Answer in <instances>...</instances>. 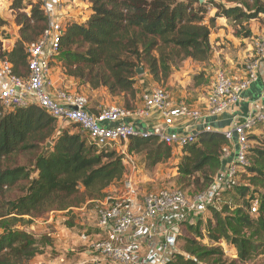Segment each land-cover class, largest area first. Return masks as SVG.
Masks as SVG:
<instances>
[{
	"label": "trees",
	"instance_id": "1",
	"mask_svg": "<svg viewBox=\"0 0 264 264\" xmlns=\"http://www.w3.org/2000/svg\"><path fill=\"white\" fill-rule=\"evenodd\" d=\"M87 1L91 16L67 24L57 57L66 75L82 80L91 90L106 88L112 96L122 95L127 109L136 107V71L141 65L160 81L169 79L185 59L203 63L211 58L215 18L207 24L204 5L196 1ZM231 2L234 5L217 6L216 17L226 16L241 26L264 16V0ZM28 8L29 13L23 11ZM11 9L17 11L20 38L10 49L0 44V58L11 61L16 75L26 77L27 45L40 38L48 19L38 0H13ZM195 79L200 83L202 75ZM198 139L183 149L178 173L181 183L195 180L204 190L221 169V155L230 142L220 132H204ZM129 141L130 152L146 150L151 165L172 156L171 147L157 135L133 136ZM251 152L250 182L235 189L242 199L258 200V213L251 215L248 201L247 208L233 212L229 206L222 210L211 206L206 224L212 242L235 248L238 258L230 264L264 255V147ZM23 156L28 157L25 163L19 161ZM125 174V163L116 150L97 149L80 133L60 127L39 105L6 111L0 106V264H28L38 254V239L23 226L49 212H71L87 200H99ZM14 189L20 194L7 199ZM202 226V221L188 224L186 230L193 236L170 264H225L222 246H206L196 237Z\"/></svg>",
	"mask_w": 264,
	"mask_h": 264
},
{
	"label": "built area",
	"instance_id": "2",
	"mask_svg": "<svg viewBox=\"0 0 264 264\" xmlns=\"http://www.w3.org/2000/svg\"><path fill=\"white\" fill-rule=\"evenodd\" d=\"M38 1L48 19V28L27 45L28 75H16L11 61L0 58V106L4 111L37 104L59 123L77 124L97 149L124 154L130 152L128 145L133 136L157 135L171 147L172 155L178 154L180 158L183 149L196 143L204 132H220L228 138L230 144L221 155V169L204 190L194 195L180 189L141 195L130 180H120L124 184L120 195L107 193L93 201L98 206L100 233L91 245L107 259V264H170L176 254L183 253L179 242L188 224L204 220L210 207H216L218 198L235 188L240 172L250 165V134L264 124V109L226 127L218 124L226 113L239 106L243 93L260 79L264 40L257 43L258 56L247 64L244 77L238 79L226 71L215 74L202 110L183 100L176 101L162 87H153L141 93L140 103L134 109L110 105L93 113L84 94L55 89L51 78L61 35L68 23L78 22L79 18L70 14L66 0ZM163 124L166 126L161 130ZM123 143L126 147L116 149ZM258 208L256 200L251 215L255 216Z\"/></svg>",
	"mask_w": 264,
	"mask_h": 264
},
{
	"label": "rangeland",
	"instance_id": "3",
	"mask_svg": "<svg viewBox=\"0 0 264 264\" xmlns=\"http://www.w3.org/2000/svg\"><path fill=\"white\" fill-rule=\"evenodd\" d=\"M68 9H76L79 20L84 19L87 0H66ZM13 0H0V44L4 49H10L20 38V26L17 23V11L11 9ZM197 6L199 4H196ZM204 11H206L205 22L210 24L211 18H215L211 27V58L207 61L196 62L193 59H185L175 66L169 79L155 81L151 76L148 67L144 64V72L137 74L136 81V101L135 106L140 103L141 93L149 88L162 87L168 91L172 97L187 99H199L207 95L213 85L215 74L219 71H226L235 78H242L246 71L247 64L258 56L257 43L264 40V16L262 19L246 21L239 26L226 16L216 17L217 6H232L231 0H205ZM70 7V8H69ZM30 12V8L23 10ZM248 30L251 34L247 36ZM1 46V45H0ZM60 58V57H59ZM59 58L53 62L51 77L54 79V88L69 92H79L84 94L90 101V106H125V98L122 95L112 96L106 88L91 90L90 86L82 80L69 77L63 72ZM202 75L201 82L195 79ZM242 75V76H241ZM133 103V102H132ZM71 124L59 123L60 127H68L74 133L78 132L88 142L87 134L80 127L68 126ZM252 148L264 147V124H260L257 129L250 134ZM90 144V142H88ZM129 146V145H128ZM126 147V144H119L116 149L119 151ZM126 166V174L121 179L130 180L141 193L153 194L163 189H180L189 195H194L201 190L197 182L181 183L178 173V165L182 157L178 154L172 155L166 162L159 165H151L146 150L127 154L118 152ZM252 152L249 155L250 165ZM21 163L28 161V157L19 159ZM248 165V166H250ZM250 173L248 167L243 169L237 177L238 185H248ZM200 177V174L196 175ZM201 181H203L201 179ZM121 181L114 182L107 190L108 194H119L124 188ZM84 187L81 191L84 192ZM20 194L19 189H14L7 194V199H13ZM257 197L258 194H255ZM94 200H87L81 206L74 208L71 212L52 211L44 216L36 217L32 223L23 226L31 232L39 241L38 254L28 264H107V259L103 255L92 249V243L98 239L100 229L97 227L96 211L98 206ZM251 206L256 200L249 198L242 199L235 188L230 189L220 196L216 202V208L222 210L224 207L230 208V212L240 207H245L246 202ZM211 212H207L202 221V230L194 234L204 245L222 246L224 249L225 264L236 260L237 254L234 247L224 242L214 243L208 237L206 231L207 221L211 218ZM2 230H0L1 232ZM192 234L186 230L181 237L179 247L183 252L187 238H192ZM240 264H264V255H258L246 263Z\"/></svg>",
	"mask_w": 264,
	"mask_h": 264
},
{
	"label": "crops",
	"instance_id": "4",
	"mask_svg": "<svg viewBox=\"0 0 264 264\" xmlns=\"http://www.w3.org/2000/svg\"><path fill=\"white\" fill-rule=\"evenodd\" d=\"M86 5L89 6L88 1ZM76 12H77L76 9L70 10V14L74 16L75 18L79 16ZM85 13L86 14L84 15V19H81V20L77 19L79 20L78 22L87 21L88 18L92 14L91 9L86 10ZM259 73L261 76L260 79L243 93V98L239 106L235 108L233 111H231L230 113H226L224 116L225 119L221 121L218 125L220 126L222 125L223 127H226L227 125H230V123H232L234 120H240L242 118L247 117L248 114L261 112L264 109V61L259 68ZM242 74L244 77L245 74L244 73ZM207 95H204V97L202 96L197 100L193 98H189L187 95H186L187 97L186 100L182 98H176L174 95L173 97L178 102L183 100L187 102L189 105H191V107L202 110L207 105V102H208ZM103 107H104L103 105H98L97 107L90 106V109L93 113H97L98 110Z\"/></svg>",
	"mask_w": 264,
	"mask_h": 264
},
{
	"label": "water",
	"instance_id": "5",
	"mask_svg": "<svg viewBox=\"0 0 264 264\" xmlns=\"http://www.w3.org/2000/svg\"><path fill=\"white\" fill-rule=\"evenodd\" d=\"M193 1H196L197 3H199L200 5L203 4L205 2V0H193ZM144 72V68L143 67H139L136 71L137 74H140V73H143ZM166 125L163 124L161 126V130L165 127ZM52 147V143H48V148H51Z\"/></svg>",
	"mask_w": 264,
	"mask_h": 264
}]
</instances>
